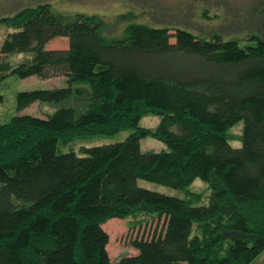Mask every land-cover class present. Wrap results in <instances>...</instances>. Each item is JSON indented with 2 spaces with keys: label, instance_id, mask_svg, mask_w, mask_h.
Returning a JSON list of instances; mask_svg holds the SVG:
<instances>
[{
  "label": "trees",
  "instance_id": "trees-1",
  "mask_svg": "<svg viewBox=\"0 0 264 264\" xmlns=\"http://www.w3.org/2000/svg\"><path fill=\"white\" fill-rule=\"evenodd\" d=\"M0 23L11 28L0 79L64 76L62 85L15 94L16 111L45 102L52 112L0 122V264H251L262 253V25L244 46L142 22L107 38L99 16L63 17L43 2L0 14ZM55 36L67 47H47ZM12 53L30 57L13 64ZM149 113L159 115L153 129L138 125ZM239 121L233 146L229 129ZM125 128L133 131L122 141L56 150L76 135ZM147 135L166 149L142 150ZM195 178L208 184L206 204L187 198ZM135 212L152 215L153 232L131 239L135 254L111 261L102 223Z\"/></svg>",
  "mask_w": 264,
  "mask_h": 264
},
{
  "label": "rangeland",
  "instance_id": "rangeland-1",
  "mask_svg": "<svg viewBox=\"0 0 264 264\" xmlns=\"http://www.w3.org/2000/svg\"><path fill=\"white\" fill-rule=\"evenodd\" d=\"M48 3L54 13L63 17L76 13L96 15L103 20V34L107 38H120L129 22H142L150 26H167L173 32L174 27L185 28L193 33L208 37L211 32H217L222 38H235L239 45L254 44L249 38L250 30L261 26L264 16V0H0V14H9L15 9L37 3ZM11 28L0 23V43ZM173 41V37L170 38ZM49 48H66L67 38L55 36L47 42ZM29 53H12L9 60L13 64L29 59ZM64 84V76L39 78L29 75L18 78L7 75L0 79V122H6L16 113H31L44 117L52 112L53 107L45 102H33L16 111L15 94L19 90L53 87ZM159 121L158 114H144L138 120V125L155 128ZM133 131L125 128L112 134H80L64 142H59L57 152L73 150L81 153L82 147L122 141ZM241 132V122L229 129L230 144L237 146ZM142 150L166 149L164 142L151 135L139 139ZM138 184L178 196H186L184 191L162 184L138 179ZM210 195L207 182L195 178L189 186L188 200L195 204H206ZM152 215L135 212L126 217H111L102 223L108 233L106 249L111 261L124 255L135 254L137 250L130 245L134 237L150 236L155 227ZM196 234L194 228L192 235ZM251 264H264V250Z\"/></svg>",
  "mask_w": 264,
  "mask_h": 264
},
{
  "label": "water",
  "instance_id": "water-1",
  "mask_svg": "<svg viewBox=\"0 0 264 264\" xmlns=\"http://www.w3.org/2000/svg\"><path fill=\"white\" fill-rule=\"evenodd\" d=\"M261 25H262V27L264 28V16H263V18H262Z\"/></svg>",
  "mask_w": 264,
  "mask_h": 264
}]
</instances>
